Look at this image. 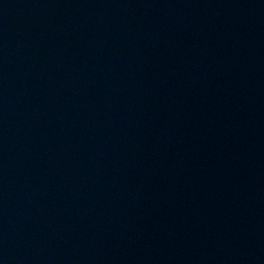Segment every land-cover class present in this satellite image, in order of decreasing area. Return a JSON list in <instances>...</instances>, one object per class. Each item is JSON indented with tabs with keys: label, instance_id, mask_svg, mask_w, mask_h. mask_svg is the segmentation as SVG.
Here are the masks:
<instances>
[{
	"label": "water",
	"instance_id": "obj_1",
	"mask_svg": "<svg viewBox=\"0 0 264 264\" xmlns=\"http://www.w3.org/2000/svg\"><path fill=\"white\" fill-rule=\"evenodd\" d=\"M0 264H264V0H0Z\"/></svg>",
	"mask_w": 264,
	"mask_h": 264
}]
</instances>
